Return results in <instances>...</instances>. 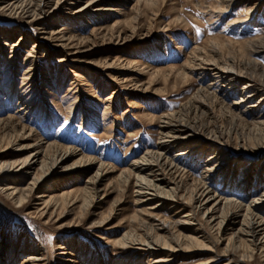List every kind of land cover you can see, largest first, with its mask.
<instances>
[{
  "label": "rangeland",
  "instance_id": "obj_1",
  "mask_svg": "<svg viewBox=\"0 0 264 264\" xmlns=\"http://www.w3.org/2000/svg\"><path fill=\"white\" fill-rule=\"evenodd\" d=\"M154 1L152 5L143 0H126L118 4L102 1L103 7L112 10L87 12L80 17L57 15L51 25L48 20L29 25L21 17L0 9V117L11 115L14 123L18 122L33 134L29 136L26 131L23 137H16V132L4 130L2 133L0 130V161L23 160L38 151L36 142L43 140L93 156L105 164L108 172L95 184V197L90 201L81 189L87 176L54 182L48 196L65 194L43 214L42 206L36 204L39 199L36 196L41 194L39 187L26 196L23 205L0 190V264H25L32 257H41L39 264H148L151 261V255H138L132 248H119L113 244V240L123 233H139L143 231V225L152 226L156 222L154 217L145 214L146 211L139 210L150 208L157 201L137 205L131 183L120 179L118 171L143 151L154 147L160 115L177 109L195 89L214 81V73L198 70L196 66L184 78L176 71L182 64L190 66L210 58L225 62L245 53L244 57L254 58L264 67V53L255 54L247 48L249 41L263 36L264 0H257L258 3L255 0ZM45 28L87 38L84 49L97 46L79 55L89 65L61 62L60 52H54L45 43L38 44L36 38ZM109 34L115 38L118 35L120 41L127 39L126 43L123 47L113 45L116 39L109 41ZM141 34H145V39L136 41ZM106 40L109 44L104 48L100 44L107 43ZM34 43L37 45L32 47ZM32 49L35 52L32 53ZM110 61H114L113 67L104 69V62ZM29 68L34 69L33 78L24 80ZM127 77L134 78L141 88H147L146 92L137 89L117 91L112 99L104 100L116 87L114 79ZM244 81L236 82L235 92L224 89L218 92L217 100H213L214 111L219 112L224 121L230 117L226 107H232L229 104L239 96L238 89ZM257 114H264V103L257 109ZM232 144L234 141L223 146L225 153L233 154L229 151ZM205 157L207 155L196 153L183 155L179 163H184L189 177L196 179ZM245 159L253 165L249 185L261 188L264 185L263 155H258L255 163L254 157L245 155ZM74 163L75 159L69 158L64 165ZM40 171L36 164L33 175ZM231 171L233 183H236L241 167L235 166ZM257 171L260 174L255 182ZM219 178H215L213 186L219 185ZM24 184L25 181L17 183L18 186ZM188 185L178 190L182 196L177 195L170 201L176 207L170 209L169 204L160 205L154 212L160 218L173 221L174 227L183 234L187 233L185 227L175 222L186 212L185 188H190ZM233 186L228 187L229 193L235 191ZM193 225L189 226L193 228ZM215 246L210 251L198 250L171 262L205 264L211 251L217 250L220 256L209 260L208 264L227 261H230L228 264H241L221 256L223 244ZM165 253L158 256H165ZM250 263L261 264L258 254Z\"/></svg>",
  "mask_w": 264,
  "mask_h": 264
},
{
  "label": "bare ground",
  "instance_id": "obj_2",
  "mask_svg": "<svg viewBox=\"0 0 264 264\" xmlns=\"http://www.w3.org/2000/svg\"><path fill=\"white\" fill-rule=\"evenodd\" d=\"M83 1L85 0H0V9L12 16L21 17L23 22L29 25L39 24L43 20H48L51 25L53 18L57 15L80 17L87 12L101 13L112 10L103 7L100 4L102 1L118 4L126 0ZM143 1L146 4L154 2L157 4V1L154 0ZM255 1L257 2V0ZM45 29L36 38L38 44L45 43L49 49L53 48L54 52H60L61 62L83 65L89 63L79 56L80 53L97 47L84 49L87 38H76L74 35H67L62 30L48 31ZM262 35L251 42L249 41L248 47L246 46L255 54L264 53V33ZM107 38L110 41L115 36L109 34ZM115 39L113 45L122 47L127 40L122 38L120 41L118 35ZM144 39L145 34H141L136 41ZM109 41L106 40L107 43L100 45L104 47L109 44ZM236 44L238 43L236 42ZM36 45L34 43L32 47ZM213 50L211 49V51ZM33 52L35 49H32ZM32 53L29 55L32 56ZM244 56L233 57L225 62L208 58L209 60L198 64H190L188 60L190 66L182 64L178 68L179 71L176 72L183 78L195 66L198 70L210 71L214 73V81L195 89L192 95L180 103L177 109L160 115L156 123L157 130L155 132L157 135L154 147L146 149L138 157L132 159L125 168L118 171L120 179L125 183H131L134 202L137 205L151 204V201H157L150 208L139 210L142 213L146 211L145 214L154 217L156 222L153 223L154 225L151 224L152 226L143 225L142 232L123 233L113 240L114 245L119 248H132L138 251V255H151L152 258L148 264H172L171 261L174 259L185 258L198 250L210 251V249L216 248L215 244H223L221 256L232 258L237 263L252 264L250 261L254 259V255L258 254L261 264H264V185L259 189L255 185H253L255 187L249 185L252 183L249 181L251 179L249 174L253 165H250V162L245 159V155L254 157L252 161L255 163V158L258 155H263L262 161H264V114L256 115L257 109L264 103V67L259 65L254 58ZM193 59L195 60V58ZM113 64L114 61L104 62L103 67L108 70L113 67ZM33 73L34 69L29 68L23 79L33 78ZM135 73L137 71L133 72V74ZM241 79L245 81L238 89L240 94L230 102L229 105L232 107H226L230 111V117L224 121L219 112L214 111L212 102L214 99L217 100L218 92L224 89L235 92L237 90L236 82ZM114 81L116 82L115 89L104 100L112 99L117 91L137 89L146 92L147 90V88H141V84L137 85L138 82L134 81V78L127 77L119 80L114 79ZM261 91L262 94H259ZM14 122L11 115L0 117V130L3 131L2 133L4 130L5 132H16V137H23L27 130L23 125ZM27 132L29 136L33 135L30 130ZM231 141H234V144L229 151L233 154L225 153L223 146L227 147ZM36 147L38 151L28 154L23 160L0 161V183L2 184L0 190L6 197L23 205L26 196L39 187L41 194L36 196L39 198L36 204L42 206L41 213L43 214L48 206L52 205L54 201L57 204V198L61 199L65 194L62 192L57 194L58 196L55 194L48 196L47 192L54 182L75 176H87L81 189L88 201L94 199L95 184L100 177L108 173L105 171L104 163L96 160L93 156L82 154L73 147L58 143L38 140ZM194 153L207 155L196 179L189 177L184 163H179L181 156H191ZM239 155L240 157H238ZM69 158H74L75 163L71 166L64 165L66 159ZM36 164L41 171L33 175L32 170ZM235 166H240L241 171L239 180L233 183L231 169ZM255 173L254 179L259 176L260 172ZM216 177L221 179L219 178L218 186H213ZM23 181H25L23 186L17 185ZM186 184L190 186V188H185L187 189V194L185 192L186 212L179 216V220L175 222L176 225L185 227L187 233L183 234L174 227V224L171 223L173 221L160 218L154 212L160 205L169 204L170 209L176 207L170 201L177 198L178 190ZM233 184L235 191L229 193L228 187ZM169 185L171 186L169 187ZM253 189L256 191L254 192ZM46 196L47 198H45ZM153 207L157 208L153 210ZM194 222L196 225H193ZM189 225L194 227L191 228ZM173 227L174 230H170ZM164 252H166L165 256H158ZM211 254L205 264H208L209 260L214 257L220 256L217 250L211 251ZM41 261V257H32L27 259L25 264H39Z\"/></svg>",
  "mask_w": 264,
  "mask_h": 264
}]
</instances>
